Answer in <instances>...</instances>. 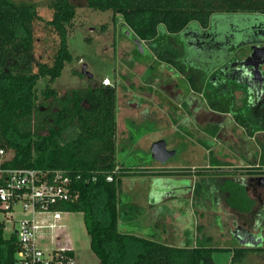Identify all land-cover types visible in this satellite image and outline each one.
<instances>
[{"label": "trees", "instance_id": "16d2710c", "mask_svg": "<svg viewBox=\"0 0 264 264\" xmlns=\"http://www.w3.org/2000/svg\"><path fill=\"white\" fill-rule=\"evenodd\" d=\"M45 4L49 20L32 0H0V148L14 152L7 166L65 170L72 178L81 177L74 188L78 200L63 209L83 213L91 249L101 264H214V249L206 240L195 248H178L120 232L117 191L122 173L113 182L106 179L118 167L116 88L90 84L58 95L48 85L40 103L37 84L41 78L55 82L72 62L69 27L80 6L111 11L135 39L168 43L191 23L208 26L216 13L264 14V0H47ZM39 22H45L58 40L53 55L42 58L36 52ZM168 51L160 58L178 67V57ZM80 74L84 76L83 71ZM261 151L264 165V146ZM229 200L240 211L251 210L252 201L243 188L237 187ZM20 250L16 234L7 236L0 221V264H18ZM245 252L233 250V262L242 261Z\"/></svg>", "mask_w": 264, "mask_h": 264}, {"label": "crops", "instance_id": "0c3cea01", "mask_svg": "<svg viewBox=\"0 0 264 264\" xmlns=\"http://www.w3.org/2000/svg\"><path fill=\"white\" fill-rule=\"evenodd\" d=\"M121 21L122 30L128 33ZM128 45H120L121 56ZM143 48L145 55L139 59L123 56L134 70L123 69L125 85L120 82L117 88L109 79L117 96L116 162L119 158L122 173L118 208L123 203L121 194L127 192L126 218L134 221L128 234L178 248H195L206 240L211 248L219 244L233 254L238 248L232 247L229 234L235 235L238 228L242 236L248 234L250 220L259 219L264 206V175L253 169L260 164L264 127L240 122L228 108L227 94L215 81L218 67L207 75L189 66L178 68L162 60V52L152 49L151 42ZM213 79L215 89L210 91ZM127 120L136 125L147 121L152 127L136 147L134 144V150L139 147L144 152L134 164V172L128 171L133 168L127 167L120 150L121 138L130 137ZM163 140L169 150L177 151L168 162L153 159L154 144ZM147 153L152 154V162ZM124 176L128 177L122 180ZM237 187L252 201L248 212L230 204ZM216 224L226 231L215 234L218 239L211 233ZM65 245L72 249L71 241L66 240Z\"/></svg>", "mask_w": 264, "mask_h": 264}, {"label": "rangeland", "instance_id": "374dc122", "mask_svg": "<svg viewBox=\"0 0 264 264\" xmlns=\"http://www.w3.org/2000/svg\"><path fill=\"white\" fill-rule=\"evenodd\" d=\"M32 1L39 4L42 16L46 20H49L51 12L45 4L47 3V0ZM218 14L220 13L214 14L211 20L216 18ZM197 26L198 24L191 23L179 34L172 35L169 40V43L171 42V44H169L171 51H168V54L171 57H178L176 60L178 67H181L178 62L184 65L187 63L191 67L200 70L202 73H206L207 75L223 63V57L225 55L224 50L226 46L223 42H216L212 44L211 47L203 45L199 48L200 43L196 40V33H198ZM38 27L40 31L37 36L41 39L38 40L36 50L37 57L42 58V56L46 54H49V56L51 54L53 55L58 43L57 36L53 32L49 31V27L45 24V22H39ZM122 27L121 19H115L114 14L111 11H96L80 6L77 9L76 18L69 27L68 46L73 56V60L72 62L66 64L62 75L55 82L50 83L49 78L40 79L37 84L39 97L38 101L40 103L43 102V92L48 85H50V87L54 89L58 95H63L71 89L87 87L90 84L97 85V83L103 81L105 78L110 79L113 84L117 86V88L120 87V82L125 85V80L121 76L123 69L132 72H134V70L127 61L125 62L123 60V56L136 57L139 59L145 55V51L142 46L135 42L131 34L125 33L122 30ZM177 40L187 45L186 56H183V49H181L182 45H180V43L177 45ZM123 43L129 44L128 46H131V49L127 48V46L122 52L123 56H121L119 48L120 45H123ZM147 43L148 42H145L143 45L147 46ZM187 43H190L189 46ZM115 44L117 46V51H114ZM157 44L159 45V42H157ZM177 46H180L181 52ZM84 66L87 67V70L92 74L93 78L86 75L81 76L80 72L83 71ZM222 74L224 79H229L228 67H225ZM214 79L210 82V91L215 89ZM215 81L218 82L217 79H215ZM51 100L52 99H50L49 102H51ZM125 122V126L129 130L130 137L127 138V140L124 139V137L121 138L120 150L121 155L127 159V167L133 168L128 171L134 172V164H137L140 161L139 159L142 157L141 154L144 153L139 147L134 150V144L136 147L140 140H142L143 137H146L147 133L152 130V127L147 121L140 125L133 124L134 122H132V120H127ZM134 126H136L135 132ZM159 143H164L166 146L164 140ZM165 148L167 149L164 157L166 162L175 159L177 151H171L167 147ZM147 156V159L150 162L155 159L154 156L152 159L151 153H147ZM117 163L120 165L119 158H117ZM127 177L128 176L122 177V180ZM121 197L123 203L119 207V230L122 233H130L131 228L134 229V221L129 222V218H126V208L128 207L127 201L130 199V195L127 192H123ZM20 216L21 215L18 214L17 217L19 218ZM0 221L5 222L6 224L5 234L7 236L10 235L12 231L19 228L18 222H12L9 219H6L5 213L2 211H0ZM61 224L64 225L65 228L57 232H55V230L54 232H62L61 234L63 235L64 241H71V248L74 250L76 256L75 264H101L100 260L91 249V240L87 232L83 213H66L63 215ZM215 227L216 228L214 230H211L213 238L217 237L218 239L220 234L226 233V231H220L217 224ZM249 229L250 232L248 234H243V236H235L231 233L229 234L233 248L246 250L243 260L233 262V254L231 251L225 249L226 246H220L218 244L213 251L214 264H264V206L261 209V217H259V219H255L254 222L250 220ZM203 233H206V231H203ZM47 238L49 239L39 240V245L49 248L57 246L51 244V236ZM64 241L62 242L63 246ZM218 242L219 240H217V243Z\"/></svg>", "mask_w": 264, "mask_h": 264}, {"label": "built area", "instance_id": "2783aa9c", "mask_svg": "<svg viewBox=\"0 0 264 264\" xmlns=\"http://www.w3.org/2000/svg\"><path fill=\"white\" fill-rule=\"evenodd\" d=\"M102 84L111 86L109 79L103 80ZM13 157L12 150L0 148V211L5 213L6 219L19 224V228L11 232L21 244L18 264H75V254H69L74 251L65 245L62 232H55L65 228L61 221L69 212L63 207L78 200L79 192L74 188L81 177L72 178L65 170L8 167ZM253 169L264 175V165L259 164ZM120 170L117 167L108 175L107 181L113 182ZM18 214L21 215L19 218ZM50 236L51 244L56 247L39 245V240Z\"/></svg>", "mask_w": 264, "mask_h": 264}, {"label": "flooded vegetation", "instance_id": "af4514ba", "mask_svg": "<svg viewBox=\"0 0 264 264\" xmlns=\"http://www.w3.org/2000/svg\"><path fill=\"white\" fill-rule=\"evenodd\" d=\"M197 27L199 48L203 45L211 47L216 42L226 46L224 61L215 73L220 91L227 94L228 108L240 122L264 127V14L220 13L208 26ZM177 42L186 56L187 45ZM169 44L171 42L158 45L155 41L151 42V47L157 53H163L171 51ZM178 64L182 68L191 67L187 63ZM225 67H228L229 79L223 77Z\"/></svg>", "mask_w": 264, "mask_h": 264}, {"label": "water", "instance_id": "95a60500", "mask_svg": "<svg viewBox=\"0 0 264 264\" xmlns=\"http://www.w3.org/2000/svg\"><path fill=\"white\" fill-rule=\"evenodd\" d=\"M125 31L128 32V29H126ZM136 42H137L138 45H140L142 47L144 46L143 45V42L141 40L136 39ZM83 73L86 76L92 77V74L87 70V67L86 66L83 67ZM165 147L166 146L164 145V143L160 144L159 142H157L156 144H154V146L152 148V153H153L154 157L157 158V159H159V160H161L162 162H166V160H165L164 157H165V152L167 151V149ZM167 156H169V155H167ZM241 232H243L242 229L241 228H238L237 231L234 232V234L236 236H242L241 235Z\"/></svg>", "mask_w": 264, "mask_h": 264}]
</instances>
